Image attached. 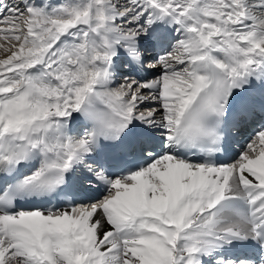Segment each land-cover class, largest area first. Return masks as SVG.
<instances>
[{
	"label": "snow or ice",
	"instance_id": "snow-or-ice-1",
	"mask_svg": "<svg viewBox=\"0 0 264 264\" xmlns=\"http://www.w3.org/2000/svg\"><path fill=\"white\" fill-rule=\"evenodd\" d=\"M0 264H264V0H0Z\"/></svg>",
	"mask_w": 264,
	"mask_h": 264
},
{
	"label": "bare ground",
	"instance_id": "bare-ground-1",
	"mask_svg": "<svg viewBox=\"0 0 264 264\" xmlns=\"http://www.w3.org/2000/svg\"><path fill=\"white\" fill-rule=\"evenodd\" d=\"M155 56H156V53L155 52L149 51L148 53H146V57L145 58H146L147 62L152 63V62H154V57ZM155 70L156 69H149L147 72L141 70L139 72L137 78L151 79L150 78V75L153 74V73H155L157 71V70L156 71ZM130 71H131V69H129L127 67H125V70H124V68L122 69V72H124V73H128ZM231 154H233L232 156H234V153H231Z\"/></svg>",
	"mask_w": 264,
	"mask_h": 264
},
{
	"label": "rangeland",
	"instance_id": "rangeland-1",
	"mask_svg": "<svg viewBox=\"0 0 264 264\" xmlns=\"http://www.w3.org/2000/svg\"><path fill=\"white\" fill-rule=\"evenodd\" d=\"M124 70H125V68H124ZM156 70H157V71H156ZM156 70H155L156 72L159 71L158 69H156ZM156 72H155V73H156ZM150 78H153V75H152V74L150 75Z\"/></svg>",
	"mask_w": 264,
	"mask_h": 264
}]
</instances>
